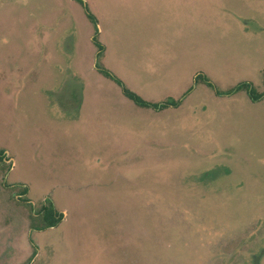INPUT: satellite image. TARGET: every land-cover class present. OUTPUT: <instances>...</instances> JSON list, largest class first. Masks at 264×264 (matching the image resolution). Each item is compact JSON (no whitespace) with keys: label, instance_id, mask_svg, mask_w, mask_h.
<instances>
[{"label":"rangeland","instance_id":"1","mask_svg":"<svg viewBox=\"0 0 264 264\" xmlns=\"http://www.w3.org/2000/svg\"><path fill=\"white\" fill-rule=\"evenodd\" d=\"M82 1L0 0V264H264V0Z\"/></svg>","mask_w":264,"mask_h":264},{"label":"trees","instance_id":"2","mask_svg":"<svg viewBox=\"0 0 264 264\" xmlns=\"http://www.w3.org/2000/svg\"><path fill=\"white\" fill-rule=\"evenodd\" d=\"M81 7L83 8L84 14L87 17V19L94 25H97V21L95 19V17L89 12L86 4L82 1V0H76ZM97 35H98V30L95 29L93 36L91 38V41L93 42V44L97 47L98 53L97 56L99 55L100 52L103 51V47L98 43V39H97ZM96 70L99 74H101L103 77L113 81L120 89L121 92L123 94L124 97H126L128 100L132 101L134 104H136L139 107H143L146 109H153L155 111H161L163 109H166L168 107H178L179 103L178 102H174V101H168L166 103H162L161 105H157V104H149L143 100H141V98H139L136 94L130 92L129 90L125 89V87L123 86L122 82H120L118 79H116L114 77V75H112L110 72H108L107 70L103 69L102 67L98 66V64H96ZM195 81H200V83H203L206 87L210 88L211 90L214 91V87L213 85L201 74H197L195 76ZM263 85H264V77H263ZM244 89L247 97L249 98V100L252 103H256L258 101H260L263 97H264V93L260 94L257 93L252 87L251 84L248 83H241L239 84L236 89H231L228 93H226L227 96L233 95L235 92ZM215 95L218 96L219 93L215 92ZM27 192V190L24 191V194ZM40 215H41V226L38 228V230H46V229H50V228H54L56 226L59 225V223L62 221L63 219V215L57 213L56 211L53 210V208L50 207H43L42 210L40 211Z\"/></svg>","mask_w":264,"mask_h":264},{"label":"crops","instance_id":"3","mask_svg":"<svg viewBox=\"0 0 264 264\" xmlns=\"http://www.w3.org/2000/svg\"><path fill=\"white\" fill-rule=\"evenodd\" d=\"M45 38L44 37H41V38H38L36 40V46H35V54H36V57H35V66H36V70L38 69V66H40V69L42 68V62L45 61V60H54V56H53V53L51 52V55H49L48 53L46 54L45 50H44V44H45ZM56 57H57V54L55 53ZM5 62V65H3ZM6 62L7 60H5V58L0 62V101L4 104V101L6 99L9 98V90L12 88L11 87V80H10V77H11V71H10V68H8L6 66ZM37 64V65H36ZM57 67V65H56ZM39 70V69H38ZM74 72H75V75L79 76L80 79L83 75V72L79 69V67L76 66V69H73ZM42 71V70H41ZM16 75L20 76L21 79H25L24 78V75H20L19 73H16ZM86 88V86H85ZM16 89L15 87L13 88V90ZM8 90V91H7ZM5 111V109H4ZM4 113V112H3ZM3 119V127H5V124L7 122V116H1Z\"/></svg>","mask_w":264,"mask_h":264}]
</instances>
